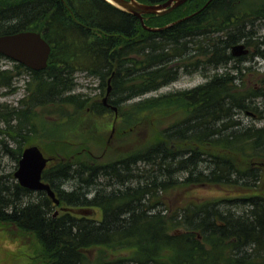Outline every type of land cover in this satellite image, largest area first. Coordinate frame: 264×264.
I'll list each match as a JSON object with an SVG mask.
<instances>
[{"label": "trees", "instance_id": "trees-1", "mask_svg": "<svg viewBox=\"0 0 264 264\" xmlns=\"http://www.w3.org/2000/svg\"><path fill=\"white\" fill-rule=\"evenodd\" d=\"M208 1L145 15L151 28L177 22L152 33L105 0H0V36L34 31L51 49L42 71L14 62V69L0 70V89L8 93L15 76L30 80L18 107L0 106L6 126L0 135L16 148L1 144L16 163L35 145L28 135L38 109L58 122L76 117L82 124L105 116L109 106H123L130 117L161 114L114 128L116 148L90 131L78 142L36 145L49 159L42 181L58 206L45 192L20 187L13 173L0 174V225L30 235L39 264H264V126L239 120L259 114L264 72L228 68L231 61H264V35L252 30L264 22V0ZM237 44L248 55L233 57ZM208 69L213 73L202 85L145 98L182 74ZM77 74L98 81L107 107L72 94ZM99 145L108 154L121 149L119 156L100 161L92 154ZM197 188L225 195L188 196ZM55 208H96L101 219L65 211L54 217Z\"/></svg>", "mask_w": 264, "mask_h": 264}, {"label": "rangeland", "instance_id": "rangeland-1", "mask_svg": "<svg viewBox=\"0 0 264 264\" xmlns=\"http://www.w3.org/2000/svg\"><path fill=\"white\" fill-rule=\"evenodd\" d=\"M144 4H151L148 0L142 1ZM259 0H247V5L251 6L252 4H258ZM253 32L255 36L264 35V22L256 21L253 27ZM241 43H244L241 41ZM253 49L249 48V52H252ZM248 58V57H247ZM239 66L250 68L252 72L257 70L259 72H264V61L261 59H247L242 62L231 61L228 65V68L232 66ZM14 69V63L9 60H0V70H12ZM221 68L219 70L222 71ZM213 73L212 70L208 69L207 73L204 71H196L192 74H182L177 81L171 83L170 85L161 88L157 92L147 95L145 98L157 97L177 91L189 90L195 88L199 85L204 84L208 79L209 75ZM30 82L29 77L25 73H21L19 76H15L13 79V87L15 88L14 92L8 93L6 89H0V106H7L8 109L11 107H18L19 101L26 96L27 84ZM75 88L72 91V94L82 95L83 98H91L95 100H103L104 93L102 94L101 90L98 89V81L87 77L84 74L75 75ZM7 93V94H6ZM85 96V97H84ZM133 101L130 104H133ZM256 108L259 114L257 115H245L241 114L239 120L243 126H255L262 127L264 126V99L256 100ZM116 110H109L105 116H92L88 122L82 124L78 118L72 117L70 119H65L64 121H56L48 116H43L40 109L36 110V117L31 121V131L29 132L28 137L30 141L36 145H42L50 143L54 140H66L70 142H78L82 136L90 131L91 135L101 138L102 142L109 147L116 148L118 145H113L111 139L113 136L114 128H120L119 125L124 123H132L136 118L143 117H157L161 115L157 111L151 112H142L133 115L130 117L128 113L123 111V106L115 107ZM118 108V109H117ZM72 115V113H71ZM259 115V116H258ZM15 124V123H13ZM6 126L2 121H0V131H4ZM6 138V139H4ZM4 141L10 148H16L15 144L10 141L6 136L0 135V174L7 175L13 173L17 169V163L12 156L5 148L1 142ZM121 150V149H120ZM120 150H116L113 154H108L109 152L104 151L99 145L96 148L92 149V154L100 159V161L110 160L119 156ZM123 151V149H122ZM261 187H264V183L261 184ZM69 187H66L67 191ZM225 195L223 191H219L213 188H197L190 193L188 196L191 198L199 200H211L216 198H221ZM94 209V215L88 218H91L95 221H100L101 213L99 209ZM61 208H55L54 212L58 211L59 214ZM0 243L8 244L15 246V255H21V257H15L12 264H39L40 263V250L36 245L34 239L25 233L18 231L17 229L7 226L0 225ZM39 254V255H38Z\"/></svg>", "mask_w": 264, "mask_h": 264}, {"label": "water", "instance_id": "water-1", "mask_svg": "<svg viewBox=\"0 0 264 264\" xmlns=\"http://www.w3.org/2000/svg\"><path fill=\"white\" fill-rule=\"evenodd\" d=\"M105 1L138 18L141 27L145 31L155 33L177 22L161 28H151L144 24V16L166 15L183 5L187 0H167L160 4H144L137 0ZM50 50L49 44L42 38L41 34L37 32L23 31L14 35L0 36V54L12 60L14 63L20 64L32 71H42L46 68ZM230 52L235 58L248 55V50L245 48L244 44L233 46ZM109 91L110 88L108 87L106 95H108ZM106 99L105 96L102 100L104 106H106ZM111 109L113 111L116 110V108L112 106ZM48 163L49 159L45 157L37 146L33 145L26 147L21 153L17 163V169L13 176L20 187L33 192L43 191L54 205L58 206L59 200H57L55 193L48 184L42 181V173L46 169ZM61 211L82 217H91L95 213L93 208H62ZM58 214L59 212L56 211L53 216L56 217ZM15 257H21V255H15V246L0 243V264H12Z\"/></svg>", "mask_w": 264, "mask_h": 264}, {"label": "flooded vegetation", "instance_id": "flooded-vegetation-1", "mask_svg": "<svg viewBox=\"0 0 264 264\" xmlns=\"http://www.w3.org/2000/svg\"><path fill=\"white\" fill-rule=\"evenodd\" d=\"M167 0H164L163 2H159V3H157V4H160V3H164V2H166ZM142 3V2H141ZM23 32V31H22ZM34 32V31H33ZM18 33H21V32H18ZM15 34H17V33H15ZM40 34V33H39ZM11 35H14V34H11ZM3 36H5V35H3ZM1 55V54H0ZM2 56V55H1ZM5 58V57H4ZM6 60H9V61H11V62H13L12 60H10V59H7V58H5ZM106 107H107V105H106ZM109 108V110H111V111H113L112 109H111V106H109L108 107ZM115 112V111H114ZM46 184V183H45ZM62 209V208H61ZM61 211V210H60Z\"/></svg>", "mask_w": 264, "mask_h": 264}]
</instances>
